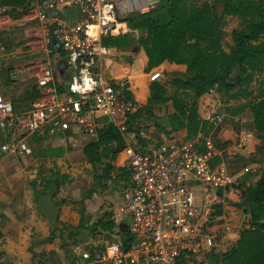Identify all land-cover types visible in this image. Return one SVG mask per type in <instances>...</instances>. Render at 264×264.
I'll use <instances>...</instances> for the list:
<instances>
[{"label": "built area", "instance_id": "obj_1", "mask_svg": "<svg viewBox=\"0 0 264 264\" xmlns=\"http://www.w3.org/2000/svg\"><path fill=\"white\" fill-rule=\"evenodd\" d=\"M130 1L28 0L20 9L33 10L40 27L50 30L52 42L60 44L67 55L70 84L59 92L52 84L51 66L42 63L38 81L42 104L17 113L13 103L0 93V126L7 131L6 150L31 154L28 137L42 133L45 127L54 132L76 125L86 134L98 136L112 124L126 139L137 102L124 84L104 80L99 65L111 53L104 39L120 30V7H127ZM66 9H76L78 19H63L60 12ZM11 11L10 6L0 4V55L6 52L1 32L7 28ZM160 77L157 72L151 79ZM97 115L106 123L99 122ZM207 120L219 126L223 117L211 113ZM124 152L123 168L129 172L131 185L124 193L127 203L122 210L132 221L118 222L114 234L88 229V241L73 247L75 264H223L217 257L236 242L227 233L212 229L214 205L235 189L240 176L230 174L224 164H212L216 156L213 141L199 136L146 149L129 144Z\"/></svg>", "mask_w": 264, "mask_h": 264}, {"label": "crops", "instance_id": "obj_2", "mask_svg": "<svg viewBox=\"0 0 264 264\" xmlns=\"http://www.w3.org/2000/svg\"><path fill=\"white\" fill-rule=\"evenodd\" d=\"M22 14L21 19L10 17L6 30L1 32L3 38L12 34L15 36L17 33L14 31L17 30L23 32V36L15 40L17 46L13 51L4 54V68L0 59V93L13 103L17 113L43 103L42 89L38 83L42 63L51 66L52 84L59 92L66 89L65 77L68 74L63 69L67 55L60 47L56 48L50 30L40 27L33 10L27 9ZM60 14L67 21L78 19L76 9H66ZM119 28L114 37L129 35L135 42L128 49L110 47V56L99 65L104 80L115 85L124 84L127 93L137 102L135 113L148 104L154 82L165 86L166 97H173L177 92L174 79L184 76L187 66L166 61L149 70L148 55L144 47L137 43L143 32L130 28L126 22H120ZM35 32L37 36H34ZM157 72L161 74V80L152 81V76ZM254 93L257 94L256 89ZM252 95L253 92L250 96L225 101L214 89L199 98L198 112L204 129L197 137H209L213 141L216 148L213 165L224 164L230 174L240 176L235 189L229 190L214 205L215 218L212 222V229L227 233L236 243L241 232L250 227V216L241 208L244 191L255 182L251 173L264 168V132L254 129L250 108V103L259 97L255 95L252 98ZM169 104L172 106L171 102L167 106H159L155 110L156 117L145 114L133 120L135 113L132 114L129 125L134 129L129 128L124 138L126 146L133 144L146 149L165 142L182 143L194 139L188 137L187 130H181L173 135L171 142L163 132L157 130L156 123L167 113L173 112V108L165 110ZM211 113L223 117L219 126L208 122ZM96 117L99 122L106 123V119L100 115ZM167 128L170 130L169 126ZM6 139L7 131L0 126V264H47L44 260L51 255L61 257V247L56 245L58 240L53 230L68 228L64 222L65 215H86L90 206V199L70 201L68 190L64 187L72 181L70 171L76 170L80 160H85L96 171L85 157L84 148L96 141L98 136L88 135L76 125L54 132L50 127H45L42 133L28 137L31 154L9 152L4 146ZM125 162L123 150L118 153L114 165L118 169L123 168ZM247 169L252 172L247 173ZM94 210L95 207L91 212L96 214ZM49 237L53 238L52 241H47ZM235 245L231 244L232 247ZM48 264L55 263L50 261Z\"/></svg>", "mask_w": 264, "mask_h": 264}, {"label": "trees", "instance_id": "obj_3", "mask_svg": "<svg viewBox=\"0 0 264 264\" xmlns=\"http://www.w3.org/2000/svg\"><path fill=\"white\" fill-rule=\"evenodd\" d=\"M189 1L168 0L165 5L147 14L121 21L128 22L130 28L145 33V37L137 43L144 47L148 55L149 70L166 61L187 66L185 75L174 79L177 92L173 97H166L165 86L154 82L148 104L132 115L133 120L145 114L156 117L155 110L171 102L173 112L167 113L156 123L157 130L163 132L171 142L174 140L173 135L181 130H187L191 139L203 131L204 125L198 112L201 96L214 89L225 101L250 96L251 84L264 72V0H228L225 7L228 14L248 12L252 17L244 29L232 33L234 46L230 52L222 50L217 40L212 51L193 49L182 59V48L191 43L196 44L210 39L217 24L212 1L207 0L201 4ZM27 3L28 0H3L0 4L10 6L12 10L22 14L26 9L23 12L20 9L26 7ZM134 42L129 35L104 39V43L109 47L127 49ZM250 108L254 129L264 132V98L250 103ZM129 128L133 130L134 126L129 125ZM125 147L124 137L114 125L109 124L99 131L96 141L84 148V155L96 171L102 167L104 171L117 173L116 179L129 181V172L114 165L118 153ZM262 150L264 151V144ZM251 176L255 182L245 189L241 204V208L250 216V227L241 232L240 239L234 247L217 257L223 264H264V168L253 171ZM104 179L105 175L102 178L98 177L100 183ZM81 216L83 226L86 221L84 215ZM116 228L114 220L108 222L101 220L92 225L91 231L96 233L102 229L114 234ZM1 237L0 233V239ZM52 239L49 237L47 241Z\"/></svg>", "mask_w": 264, "mask_h": 264}, {"label": "rangeland", "instance_id": "obj_4", "mask_svg": "<svg viewBox=\"0 0 264 264\" xmlns=\"http://www.w3.org/2000/svg\"><path fill=\"white\" fill-rule=\"evenodd\" d=\"M167 1L168 0H132L127 3V7H120V21L147 14L155 8L157 9L161 5H165ZM205 1L207 0H190L189 2L201 4ZM210 1L213 2L214 10L217 15V24L213 36L206 41H201L196 44L191 43L190 45H187V47H183L181 50L182 59L193 49L212 51L217 44V40H219V45L222 50L230 52L231 48L234 46L232 33L235 30L244 29L252 18L248 12L237 15L228 14L225 8L228 4V0ZM152 5H154V7ZM21 15L23 14L14 10L10 12V17L12 19H21ZM17 31H14V33H17L15 36L13 34L10 36L13 39L9 36L3 38L6 45L5 55L9 54L13 51L14 47L17 46L15 44L17 37L21 38L23 36V32ZM142 37H145V33L140 34V39ZM5 55H0L2 68H4L5 64V62H2V59L3 57L6 58ZM259 76L260 77H257V79L251 84L253 88L252 98L253 96L255 97V95L256 98L259 97L258 99L264 98V72ZM254 89H256L257 94L254 93ZM169 108H172L171 104H169L165 110L168 111ZM77 164L79 165L76 170L70 171L69 174L72 181L66 184L64 189L68 190L67 197L70 201L90 199V206L87 209L86 215H84V221H86V224L83 226L81 225V215H65L64 222L68 224L69 227L53 230L52 232L55 233L58 240L56 245L61 247V252L59 253V256L61 254V257L55 258L51 255L48 259L44 260L47 264L50 261L55 264H75L76 261L73 254V247L87 242L89 239L87 233L88 229L91 228L92 225H96L99 221L104 220V222H108L114 220L116 224L122 221L128 223L132 221L131 215L122 210L127 203L124 193L128 192L131 181L116 179V176L118 175L117 173L104 171V168L102 167L99 171H94L93 168L90 165L88 166L83 159L77 162ZM104 175L105 179L100 183L98 177L102 178ZM94 207V211H97L96 214L91 212ZM107 239L112 240V237L108 236Z\"/></svg>", "mask_w": 264, "mask_h": 264}, {"label": "water", "instance_id": "obj_5", "mask_svg": "<svg viewBox=\"0 0 264 264\" xmlns=\"http://www.w3.org/2000/svg\"><path fill=\"white\" fill-rule=\"evenodd\" d=\"M53 43H55L54 40H53ZM59 47H60V44L57 43L56 48H59ZM66 68H67V64H66V62H64L63 63V69L66 70ZM69 80H70V76L67 74L66 77H65V88L66 89L69 88V84H70ZM158 80H161V78L158 79Z\"/></svg>", "mask_w": 264, "mask_h": 264}]
</instances>
